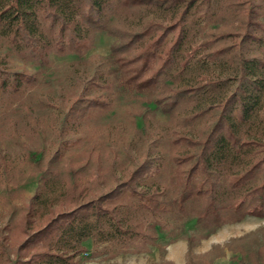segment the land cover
<instances>
[{
	"label": "trees",
	"instance_id": "trees-1",
	"mask_svg": "<svg viewBox=\"0 0 264 264\" xmlns=\"http://www.w3.org/2000/svg\"><path fill=\"white\" fill-rule=\"evenodd\" d=\"M217 1L0 0V41L40 65L50 50L81 54L96 31L120 39L106 69L81 85L74 124L110 106L115 91L153 97L148 103L156 108L185 113L186 125L172 141V197L162 189L160 179L165 188L167 183L162 165L130 157L102 190L99 184L97 189L74 184V197L60 210L37 192L12 225L0 228V264H76L87 240L121 251L154 245L165 214L179 220L193 215L208 234L225 221L264 218V61L233 53L244 44L259 45L263 38L256 31L262 24L256 6L247 4L238 11L243 18L237 43L228 40L230 33L200 35L201 21L215 18ZM207 7H213L209 14L203 12ZM230 7L227 3L225 9ZM23 75L0 82L3 91L14 83L13 92L19 93L13 102L23 87L35 83ZM261 231V245L248 254L250 263L242 258L236 264H264ZM249 236L254 233L231 242ZM190 242L186 239V254Z\"/></svg>",
	"mask_w": 264,
	"mask_h": 264
},
{
	"label": "rangeland",
	"instance_id": "rangeland-1",
	"mask_svg": "<svg viewBox=\"0 0 264 264\" xmlns=\"http://www.w3.org/2000/svg\"><path fill=\"white\" fill-rule=\"evenodd\" d=\"M227 3L232 7L226 10ZM247 4L256 6L257 20L262 24L256 32L263 40L259 45L244 44L233 53L242 51L247 58L256 56L264 61V0H218L215 18L201 21L200 35L230 33L228 40L237 43L243 18L238 11ZM205 10L209 14L213 7ZM120 42L116 36L96 31L81 54L50 50L47 62L40 65L0 41V82L14 78V73L35 78L33 86L24 85L17 102H13L19 93L13 92L14 83L4 91L0 88V228L12 225L37 192L60 210L61 203L74 197V184L95 189L99 184L102 190L111 184V178L120 175L121 165L129 157L137 163L147 159L162 165L167 181L165 188L164 178L160 179L162 189L169 198L174 194L168 184L174 166L172 141L174 134L182 133L186 126L185 113L171 115L149 104L153 97L114 91L110 106L74 124V98L87 79L106 69L112 47ZM166 84L170 86V82ZM203 124L200 122L201 128ZM163 223L154 245H133L121 251L109 244L93 246L87 240L83 243L86 251L75 259L76 264H163L169 262L165 248L180 238H191L183 264H236L242 258L250 263L248 254L261 245L264 229V218L250 215L235 222L225 221L209 234V229L196 224L193 215L179 220L165 214ZM218 232H222L218 239L228 237L212 243L211 236ZM248 233H254V237H246L240 244L231 242Z\"/></svg>",
	"mask_w": 264,
	"mask_h": 264
},
{
	"label": "crops",
	"instance_id": "crops-1",
	"mask_svg": "<svg viewBox=\"0 0 264 264\" xmlns=\"http://www.w3.org/2000/svg\"><path fill=\"white\" fill-rule=\"evenodd\" d=\"M221 233H217L216 235H212V243L213 242H220L223 239H226L228 237L227 235H224V237L220 240L218 239L221 236ZM166 254L165 257L166 259L173 263V264H183L184 263V256L186 254V250H187V244H186V240L185 239H178L177 241H175L174 243H171L170 245H168L166 248Z\"/></svg>",
	"mask_w": 264,
	"mask_h": 264
}]
</instances>
